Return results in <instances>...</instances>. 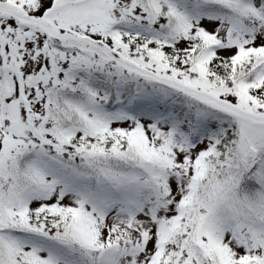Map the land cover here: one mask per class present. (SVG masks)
Masks as SVG:
<instances>
[{
	"label": "snow or ice",
	"instance_id": "1",
	"mask_svg": "<svg viewBox=\"0 0 264 264\" xmlns=\"http://www.w3.org/2000/svg\"><path fill=\"white\" fill-rule=\"evenodd\" d=\"M0 264H264V0H0Z\"/></svg>",
	"mask_w": 264,
	"mask_h": 264
}]
</instances>
